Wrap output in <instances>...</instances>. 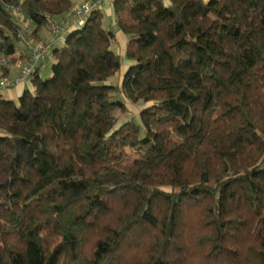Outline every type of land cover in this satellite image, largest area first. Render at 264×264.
I'll use <instances>...</instances> for the list:
<instances>
[{
  "label": "trees",
  "instance_id": "trees-1",
  "mask_svg": "<svg viewBox=\"0 0 264 264\" xmlns=\"http://www.w3.org/2000/svg\"><path fill=\"white\" fill-rule=\"evenodd\" d=\"M75 5L0 0L3 78ZM112 9L0 96V264H264V0Z\"/></svg>",
  "mask_w": 264,
  "mask_h": 264
},
{
  "label": "built area",
  "instance_id": "built-area-1",
  "mask_svg": "<svg viewBox=\"0 0 264 264\" xmlns=\"http://www.w3.org/2000/svg\"><path fill=\"white\" fill-rule=\"evenodd\" d=\"M99 8V3L92 2H85L83 4L76 5L71 12L70 21L62 24H53L54 32L59 35L60 33L67 31L68 29L71 30L73 28L75 29L84 26L89 14ZM15 16L20 24L27 26L22 15L17 10L15 11ZM70 23L72 24V27L69 28ZM29 49L31 51V55L23 58L19 77L14 80H11L9 78H2L0 80V90L4 88L14 87L27 78H30L36 70L41 68L42 59L50 55L53 49V45L50 43L40 44L38 46L30 47ZM2 65H6V61H3Z\"/></svg>",
  "mask_w": 264,
  "mask_h": 264
},
{
  "label": "crops",
  "instance_id": "crops-1",
  "mask_svg": "<svg viewBox=\"0 0 264 264\" xmlns=\"http://www.w3.org/2000/svg\"><path fill=\"white\" fill-rule=\"evenodd\" d=\"M86 1H90V2H97V1L100 2L101 1L102 5L100 6V8L104 12H106L111 18H113V9H112L113 0H77L76 4L80 5ZM70 20H71V14L60 16V17H57L55 19L57 24H62V23H65L67 21H70ZM113 23H114V21H113ZM70 27H72L71 23H70L69 28ZM73 29H71V30H73ZM68 30L60 33L59 35H57L53 29L44 30L40 33L38 41L40 39L45 40V41L49 42L50 44H52L53 49H54L58 44H63L64 36L67 34V32H70V30L69 31ZM30 41H31V39L29 37L24 38L22 40L23 51L21 52V55H20L21 59L18 62V64L11 65L8 67V72H7L6 78L14 80V79L19 77L23 58L31 55V51L29 48H30V44H32V42H30ZM33 41H37V40L33 39ZM50 56H51V53L49 56L42 59V61H41V68L39 69L41 75H42V72L47 69L46 62L49 60ZM52 64H54V63H52ZM2 78H3V72H1V70H0V80ZM26 90H30V91L33 90V86H32L30 78H27L26 80H24L23 82H20L19 84L15 85L14 87L4 88V89L0 90V96H2L4 99L13 100V101L17 102Z\"/></svg>",
  "mask_w": 264,
  "mask_h": 264
},
{
  "label": "rangeland",
  "instance_id": "rangeland-1",
  "mask_svg": "<svg viewBox=\"0 0 264 264\" xmlns=\"http://www.w3.org/2000/svg\"><path fill=\"white\" fill-rule=\"evenodd\" d=\"M206 1H209V0H206ZM86 2H90V1H86ZM92 3H99L100 6L102 5V2L101 1L100 2H98V1L97 2H92ZM104 13H105V24L109 25L108 23H109V21H111V18H110V16L106 12H104ZM110 26L111 25H109V27ZM21 39H24V37L22 36ZM36 40L37 41H33V39H31L30 42H32V44H30V47L38 46L40 44H47V43L49 44V42H47L45 40H42V39H40L39 41H38V39H36ZM127 43H128V38L126 36H124V35L118 34V36H117V42L116 43L114 42L113 45H112V50L116 54H118L121 57V59H122V63H123V66H124V70H127L128 66L130 64V62L127 60V57H126ZM61 47H62V44H58L54 49L61 48ZM22 51H23V43L22 42H19L18 45H17V52H18L17 53V56H20ZM52 63H55V59L51 55L49 57V60L46 62L47 69L42 72V78L44 80H47V79L51 78V76H52V66H53ZM6 65H7V61H6ZM120 82H121V75L120 76L119 75H116V76L111 77L108 80L107 84H109L111 86H116ZM141 108H143V107H141ZM131 109L133 111V114L135 115V112H136V110L138 108L131 107ZM128 153L130 155H133V153L130 150H128ZM134 157H136V155Z\"/></svg>",
  "mask_w": 264,
  "mask_h": 264
},
{
  "label": "water",
  "instance_id": "water-1",
  "mask_svg": "<svg viewBox=\"0 0 264 264\" xmlns=\"http://www.w3.org/2000/svg\"><path fill=\"white\" fill-rule=\"evenodd\" d=\"M112 26H110V28H111Z\"/></svg>",
  "mask_w": 264,
  "mask_h": 264
}]
</instances>
